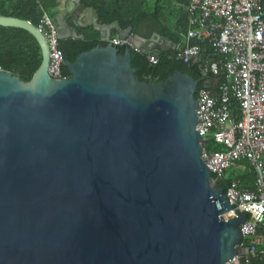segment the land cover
<instances>
[{
  "label": "water",
  "instance_id": "water-1",
  "mask_svg": "<svg viewBox=\"0 0 264 264\" xmlns=\"http://www.w3.org/2000/svg\"><path fill=\"white\" fill-rule=\"evenodd\" d=\"M74 6L85 14L79 26L107 44L64 61L63 80L46 73L37 27L0 16L42 54L28 82L0 69V264H225L246 254L235 248L246 216L231 210L201 158L198 81L180 72L140 81L111 31L145 56L167 50ZM66 13L59 38H83Z\"/></svg>",
  "mask_w": 264,
  "mask_h": 264
},
{
  "label": "built area",
  "instance_id": "built-area-1",
  "mask_svg": "<svg viewBox=\"0 0 264 264\" xmlns=\"http://www.w3.org/2000/svg\"><path fill=\"white\" fill-rule=\"evenodd\" d=\"M264 0H188L183 7L185 32L171 52L183 63L203 62L205 76L222 73L225 81L213 91L197 89V122L195 130L204 139L211 137L219 151H205L201 158L217 179H225L238 162L246 161L254 177L251 189L231 177L223 188L231 210L243 213L246 220L239 224L241 241L236 253L225 264H264ZM37 29L48 48L46 73L53 80H63V59L58 48L57 24L44 14ZM115 46L131 47L127 40L110 39ZM212 49L206 55L202 47ZM133 48V47H131ZM139 51L137 48H133ZM218 56L219 58H216ZM148 61H158L153 54ZM237 110L238 119L233 114Z\"/></svg>",
  "mask_w": 264,
  "mask_h": 264
},
{
  "label": "trees",
  "instance_id": "trees-1",
  "mask_svg": "<svg viewBox=\"0 0 264 264\" xmlns=\"http://www.w3.org/2000/svg\"><path fill=\"white\" fill-rule=\"evenodd\" d=\"M85 7L93 8L98 15V23L110 25L117 21L119 28L125 30L131 28V35H137L145 40L154 35L169 41L173 45H178L180 34L186 29V16L183 14V7L188 0H80ZM264 11V4H263ZM46 14L56 24L60 14L56 0H0V16L12 17L28 21L35 27L39 25L41 17ZM65 25L74 31L77 36L60 38L58 48L61 51L63 61L74 62L76 57L91 50L96 46H106V42L100 40V33L92 26L80 27L71 19H64ZM117 34L116 30L111 31V39ZM129 48L131 55V66L140 81H146L149 77L154 82L165 81L170 75L180 72L189 75L198 81V88H210L214 91L217 86L225 81L222 73L217 76H202L203 62L183 63L177 55L171 58L162 54L157 57L155 65H151L148 56L136 51L126 45L117 46L118 54L122 55ZM206 55L213 56L210 47L203 46ZM216 58H219L216 56ZM42 62V54L36 39L26 30L15 27L0 26V69L11 72L19 78L28 82ZM61 76L70 78L68 69L61 68ZM233 114L238 119L236 109ZM202 148L205 151H219L220 145L211 142H203ZM238 169L229 170L225 179H217L216 185L224 188L231 177H235L241 186L251 189L253 184V171L246 161L238 162ZM239 172V173H238ZM213 180L216 176L211 174ZM251 264H263L262 261H253Z\"/></svg>",
  "mask_w": 264,
  "mask_h": 264
},
{
  "label": "crops",
  "instance_id": "crops-1",
  "mask_svg": "<svg viewBox=\"0 0 264 264\" xmlns=\"http://www.w3.org/2000/svg\"><path fill=\"white\" fill-rule=\"evenodd\" d=\"M57 3H58V9L60 11V14H62L64 11H67V13L64 15V19H75L73 15H79V17H81L80 19V23L84 24L85 20H84V13L82 10H78L77 6H74V1L75 0H56ZM65 21V20H64ZM80 27H86V26H80ZM118 34V33H117ZM117 34L115 37H117ZM114 37V38H115ZM161 39V40H160ZM157 40L156 37H152L148 40H146L144 43L148 46H151V47H156V48H164L166 49L167 51L165 52L166 55H169V53H171L175 46L173 44H171L169 41H162V38H160ZM164 53V54H165ZM212 57H215L214 55ZM210 89V88H209ZM212 90V89H211ZM214 91V90H213Z\"/></svg>",
  "mask_w": 264,
  "mask_h": 264
},
{
  "label": "flooded vegetation",
  "instance_id": "flooded-vegetation-1",
  "mask_svg": "<svg viewBox=\"0 0 264 264\" xmlns=\"http://www.w3.org/2000/svg\"><path fill=\"white\" fill-rule=\"evenodd\" d=\"M75 19H73V21L75 22L76 25L79 26V21H78V18H77V15H73ZM72 31V30H71Z\"/></svg>",
  "mask_w": 264,
  "mask_h": 264
},
{
  "label": "rangeland",
  "instance_id": "rangeland-1",
  "mask_svg": "<svg viewBox=\"0 0 264 264\" xmlns=\"http://www.w3.org/2000/svg\"><path fill=\"white\" fill-rule=\"evenodd\" d=\"M234 170H236V171H237V170H240V171H239L240 173H242V172L245 171V169H244V170H241V169H234ZM239 172H238V173H239Z\"/></svg>",
  "mask_w": 264,
  "mask_h": 264
}]
</instances>
